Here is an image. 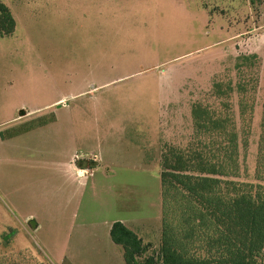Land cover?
I'll list each match as a JSON object with an SVG mask.
<instances>
[{
    "label": "rangeland",
    "instance_id": "1",
    "mask_svg": "<svg viewBox=\"0 0 264 264\" xmlns=\"http://www.w3.org/2000/svg\"><path fill=\"white\" fill-rule=\"evenodd\" d=\"M59 5L0 38V120H24L0 126V264H124L108 232L120 220L156 257L172 148L198 157L193 169L264 186V0ZM74 153L101 164L68 232L75 194L58 166Z\"/></svg>",
    "mask_w": 264,
    "mask_h": 264
},
{
    "label": "trees",
    "instance_id": "2",
    "mask_svg": "<svg viewBox=\"0 0 264 264\" xmlns=\"http://www.w3.org/2000/svg\"><path fill=\"white\" fill-rule=\"evenodd\" d=\"M14 28L0 3V38L11 36ZM189 157L198 158L175 148L162 155V234L156 257L144 256L142 241L123 223L111 225L109 238L121 248L123 263L264 264V186L211 176L205 168L193 169ZM196 242L204 256L193 250Z\"/></svg>",
    "mask_w": 264,
    "mask_h": 264
},
{
    "label": "crops",
    "instance_id": "3",
    "mask_svg": "<svg viewBox=\"0 0 264 264\" xmlns=\"http://www.w3.org/2000/svg\"><path fill=\"white\" fill-rule=\"evenodd\" d=\"M98 1L99 0H94V2H98ZM0 3L4 4L8 8V10H9V12H10V14L14 20V23H15V31H14L13 35H11L9 38H13V37L17 38L18 30L22 27H26V26L30 25V23H32L30 21L34 20V15L32 14L31 11H29L30 9L41 5L44 8V10H45V8H52L53 10L58 12L57 9L60 8L59 4L62 3V0H0ZM25 7H26V12L24 11ZM27 10H28V12H27ZM20 11H23V12H20ZM24 110L25 109H21L19 111V113H18L19 119L22 118V115H20V113H21V111H24ZM21 121H24V120H0V126H2V125L4 126L6 124H12L13 122H21ZM54 121H56V120H54ZM1 132H3V130H0V133ZM16 133H19V132H16ZM14 137L15 136L11 137L10 139H12ZM5 139H1V137H0V142L7 141ZM10 139H8V140H10ZM76 157H77V154L74 153L66 161L60 163L58 166V169L60 171L59 174L63 177V179L66 182L73 184V191L75 194L74 200H71L69 202H63V210L61 212L62 219L68 220V225L66 224L65 226H63L64 227L63 230L68 231V232H71V230H70L71 228L76 227L77 215H79L78 212H79V208H80V197H81V194L85 191V189H83V188L87 187V184H88V181H89L91 175L93 174L94 171H96V169L98 167H100V164H101V163L97 164V166L95 168H89L88 164L79 163V162H78L79 165H77V161L75 159ZM95 161H97V160H95ZM41 219H42V217H41L40 213L38 211H33L30 213L29 217L27 218V222H30L34 226V230L32 232V235L34 236L35 240L38 242L37 245L39 246V248L44 253L45 252L47 253V249H46L47 247L46 248L44 247L45 242L43 240H40L37 238L38 236H40V235H38V233L42 230V225L40 223ZM114 222L115 221H111L108 223V232L111 228V225ZM120 222L125 225L126 221L120 220ZM41 241L44 245L41 243ZM114 246L119 247L116 245H114ZM119 248H115L116 253L119 256L120 252H121V256H122L121 248H120V251H119ZM122 260H123V258H122ZM56 261L57 260H55L54 262L57 263Z\"/></svg>",
    "mask_w": 264,
    "mask_h": 264
}]
</instances>
